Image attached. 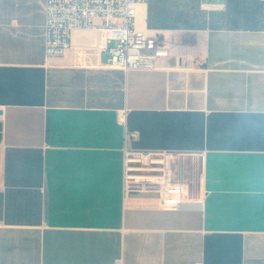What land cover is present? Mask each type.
Segmentation results:
<instances>
[{
    "label": "crops",
    "instance_id": "obj_1",
    "mask_svg": "<svg viewBox=\"0 0 264 264\" xmlns=\"http://www.w3.org/2000/svg\"><path fill=\"white\" fill-rule=\"evenodd\" d=\"M44 3L0 0V264H264V0L136 3L150 69L98 28L46 58ZM124 146L192 157L194 199L126 192Z\"/></svg>",
    "mask_w": 264,
    "mask_h": 264
},
{
    "label": "built area",
    "instance_id": "obj_2",
    "mask_svg": "<svg viewBox=\"0 0 264 264\" xmlns=\"http://www.w3.org/2000/svg\"><path fill=\"white\" fill-rule=\"evenodd\" d=\"M147 0H45L44 54L59 57L77 28H98L109 47V64L123 69L154 68L166 56L154 36L136 28L135 4ZM99 20V22H97ZM182 151L123 147L126 192L155 194L162 207L177 209L194 198L191 186L175 173Z\"/></svg>",
    "mask_w": 264,
    "mask_h": 264
},
{
    "label": "rangeland",
    "instance_id": "obj_3",
    "mask_svg": "<svg viewBox=\"0 0 264 264\" xmlns=\"http://www.w3.org/2000/svg\"><path fill=\"white\" fill-rule=\"evenodd\" d=\"M188 160L185 164H182L180 161V164L176 165V171L175 173L179 174L180 177H185V180L191 184L192 189L196 180V177L199 175V163L194 161L192 157L188 156ZM182 159V158H181Z\"/></svg>",
    "mask_w": 264,
    "mask_h": 264
},
{
    "label": "water",
    "instance_id": "obj_4",
    "mask_svg": "<svg viewBox=\"0 0 264 264\" xmlns=\"http://www.w3.org/2000/svg\"><path fill=\"white\" fill-rule=\"evenodd\" d=\"M137 196H147V197H153L156 196L155 194H149V193H141V192H135Z\"/></svg>",
    "mask_w": 264,
    "mask_h": 264
}]
</instances>
